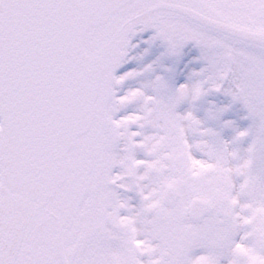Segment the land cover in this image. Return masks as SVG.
I'll return each mask as SVG.
<instances>
[{
    "label": "snow or ice",
    "instance_id": "obj_1",
    "mask_svg": "<svg viewBox=\"0 0 264 264\" xmlns=\"http://www.w3.org/2000/svg\"><path fill=\"white\" fill-rule=\"evenodd\" d=\"M0 264H264V0H0Z\"/></svg>",
    "mask_w": 264,
    "mask_h": 264
}]
</instances>
